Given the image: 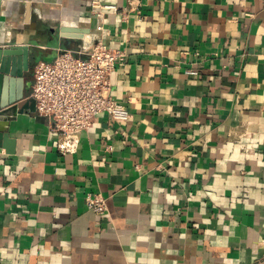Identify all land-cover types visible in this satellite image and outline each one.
<instances>
[{
    "label": "crops",
    "instance_id": "obj_1",
    "mask_svg": "<svg viewBox=\"0 0 264 264\" xmlns=\"http://www.w3.org/2000/svg\"><path fill=\"white\" fill-rule=\"evenodd\" d=\"M99 41L128 119L62 156L33 68ZM0 48V264H264V0H0Z\"/></svg>",
    "mask_w": 264,
    "mask_h": 264
},
{
    "label": "built area",
    "instance_id": "obj_2",
    "mask_svg": "<svg viewBox=\"0 0 264 264\" xmlns=\"http://www.w3.org/2000/svg\"><path fill=\"white\" fill-rule=\"evenodd\" d=\"M97 8L117 11L114 6ZM125 60V52L99 41L77 51H61L51 62L36 63L30 97L36 116L46 120L48 132L56 136V150L60 155L76 154L80 135L97 118L107 116L116 123L127 121V107L114 100L110 82L116 66ZM84 203L96 215L107 212L105 201L99 195H86Z\"/></svg>",
    "mask_w": 264,
    "mask_h": 264
},
{
    "label": "water",
    "instance_id": "obj_3",
    "mask_svg": "<svg viewBox=\"0 0 264 264\" xmlns=\"http://www.w3.org/2000/svg\"><path fill=\"white\" fill-rule=\"evenodd\" d=\"M22 53H26L25 49H2L0 48V84L6 75L21 77V67L12 66L10 68V62H14L18 56ZM27 54V53H26ZM24 70V67H23ZM20 96V95H19ZM16 99H11L9 103L0 101V123L7 121L6 117L12 112L13 109H5L10 105L16 103L21 99L22 96ZM13 140L9 139L8 133L0 131V150L4 149L6 154H13Z\"/></svg>",
    "mask_w": 264,
    "mask_h": 264
}]
</instances>
